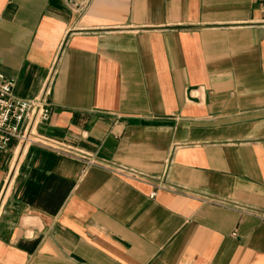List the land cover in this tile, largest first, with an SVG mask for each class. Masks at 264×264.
Instances as JSON below:
<instances>
[{"label": "crops", "instance_id": "obj_1", "mask_svg": "<svg viewBox=\"0 0 264 264\" xmlns=\"http://www.w3.org/2000/svg\"><path fill=\"white\" fill-rule=\"evenodd\" d=\"M82 1L0 0L37 134L95 161L10 143L0 264H264V0Z\"/></svg>", "mask_w": 264, "mask_h": 264}, {"label": "built area", "instance_id": "obj_2", "mask_svg": "<svg viewBox=\"0 0 264 264\" xmlns=\"http://www.w3.org/2000/svg\"><path fill=\"white\" fill-rule=\"evenodd\" d=\"M89 0H83L79 9H84ZM12 78L0 71V156L7 150L10 143L16 140L23 146L39 143L54 149L59 154H66L95 164L93 158L83 152L43 138L37 134V126L50 116V81L45 83L41 91L32 97H19L14 89Z\"/></svg>", "mask_w": 264, "mask_h": 264}, {"label": "rangeland", "instance_id": "obj_3", "mask_svg": "<svg viewBox=\"0 0 264 264\" xmlns=\"http://www.w3.org/2000/svg\"><path fill=\"white\" fill-rule=\"evenodd\" d=\"M16 143H17V141H16ZM16 143L14 142V146H11L5 153H4V155L7 157V158H11L12 156H14V159H15V161L17 160V158H15L16 157V155H12L13 153H14V151H15V146H16ZM20 147H23V144H21V146ZM20 150V149H19ZM18 154V153H17ZM14 163V162H13Z\"/></svg>", "mask_w": 264, "mask_h": 264}]
</instances>
